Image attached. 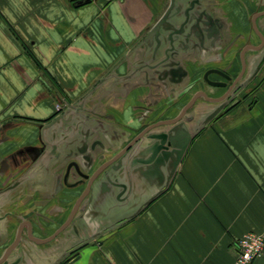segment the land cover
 <instances>
[{"label": "crops", "instance_id": "obj_1", "mask_svg": "<svg viewBox=\"0 0 264 264\" xmlns=\"http://www.w3.org/2000/svg\"><path fill=\"white\" fill-rule=\"evenodd\" d=\"M191 1L174 0L172 12ZM71 2L0 0V244L14 239L21 222L35 223L43 213L41 202L54 189L56 172L46 169L53 158L35 161L17 154L38 146L41 128L50 147L72 140L73 149L86 144L83 155L90 159L92 175L144 128L177 118L194 94L188 78L177 83L164 75L166 45L154 56L156 41L148 38L171 0H89L79 7ZM199 3L222 23L223 37L212 56L192 49L178 53L180 67L192 79L224 61L234 64L239 45L228 55L226 45L239 32L257 46L248 18L264 14V0ZM258 29L264 37V17ZM244 85L241 101L233 100L215 119L206 118L220 105L200 101L177 123L191 140L170 177L162 168L161 177L145 185L136 175L133 193L126 197L130 166L124 161L125 168L115 171L121 170L118 185L126 186L124 194L118 201L109 195L103 199L99 185L93 188L85 234L51 246L24 242L7 263L19 258L18 264H233L236 242L244 234L264 235V48L249 52ZM62 99L80 108L70 123L80 132L71 135L63 125H48ZM77 159L82 157L70 158ZM163 178L164 184L158 183ZM10 212L18 217H5ZM69 254L75 256L64 263ZM253 264H264V254Z\"/></svg>", "mask_w": 264, "mask_h": 264}, {"label": "flooded vegetation", "instance_id": "obj_2", "mask_svg": "<svg viewBox=\"0 0 264 264\" xmlns=\"http://www.w3.org/2000/svg\"><path fill=\"white\" fill-rule=\"evenodd\" d=\"M191 2H196L194 4L195 5L194 11L190 12V14L199 21L197 23V28L195 27L192 28L191 30L185 29L184 32L185 38L182 39V36H179V39L181 41L178 42H180V45L179 47H176L175 45V49L173 52L169 51L168 42L165 44L166 48L164 49L163 52L164 58L161 63L166 65V69L168 71H166L164 75H166L167 78L169 77L170 81H175L177 83H182V81L185 78H188L187 79L188 89L189 88L191 89L196 85L200 86L201 89L198 87L199 89H197L194 92L189 102L196 94L199 93L205 94L210 99H214V100L222 99L218 103H211V102H206L203 98L200 97L195 101L192 108L198 102L203 100V102L206 104H217L223 106L222 108L223 111V109H226L227 106L231 104L233 100H235V98L241 97L240 96L241 92H243V90H245L246 88L245 85L243 86V80L247 70V56L250 52L247 48L259 47L260 45H262V40L260 38L261 37L264 38V37L261 31L258 29V22L262 17H264V14L262 12H256L251 16L250 19L248 18V25L250 24V27L252 28V33L259 40L257 46H250L247 43L246 33L239 32L237 38L236 37L232 38V40H230L229 43L226 45V52H225L227 55L231 54L234 44L236 43L239 45L238 47L235 48L236 51L235 63L233 64L231 61H224V65L222 64L217 67L215 66V67L205 68L203 69L200 77L192 79L193 77L192 74H190L189 70L187 68L183 69L184 67L181 68L182 66L178 63L177 60L178 53L184 52L188 49L190 50L192 49L196 52H200V53L202 52L205 55L212 56L211 52L213 51V49L216 47L217 44L222 42L223 25L219 20L214 18L213 15H211L201 7L199 0H192ZM166 14L167 11L163 14L162 17H164ZM171 19L172 18H168L167 23L164 24V29L170 26ZM183 21H184V16L182 15L180 24H177L176 26L177 30L179 29V26H181ZM166 34H168V32ZM164 42L165 41L163 39H159V43L157 41L155 42V47L153 48L154 56L157 55L159 49H161L162 43L164 44ZM263 48H264V44L262 47H260L259 51L263 50ZM226 54L223 55L227 56ZM172 63H174L175 65L173 66ZM235 67L236 70H238L237 72L234 71ZM175 70L176 71L179 70L184 75L180 77L172 75L171 72ZM209 71H217L220 72L221 74L211 73L208 75L207 77L208 81H207L204 79V75ZM189 77H190V82H189ZM208 82L222 83L225 84V87L214 88L210 86ZM212 90L214 92H218L216 94L219 95L209 94L208 91L210 92ZM238 101H241V99H238ZM79 111L80 108L73 107L71 106L70 103L66 102L64 107H62L59 111L55 112V116L53 117L52 120L48 122L49 123L48 125H56V124L63 125V128L66 127L64 131L68 133L71 132V135L73 132L76 131L80 132L78 126H70L73 115L78 113ZM217 116L218 114L216 115V117ZM153 126H155V124H152L148 128H144L140 132V134ZM160 127H166V126H160ZM155 129L157 128H154L153 130H150L146 133V136L143 139V141L146 140L145 143L139 142L127 150L129 145L132 143L131 141L123 150H121V152L116 154L111 159L114 160L112 164H110L107 168H105L102 171V173L99 175L100 178L98 179V183L96 185L91 186L89 191H87L88 182L90 178L94 176V174H96L106 163L104 165H101L99 169L95 171L92 175H89L88 169H90L89 167L91 166L90 159H88L87 155H83L84 149L86 148V144L81 142L78 148L77 146H75L73 149L70 148V146L72 147L73 145V140L69 144L67 143L68 145L64 144V142L63 143L61 142L59 144H62L61 147L62 151H59V144H54L50 147L43 140L42 128H41V135L37 140L38 146L25 148L23 150H20L17 154L25 155L26 153V155H29L30 157L35 156L36 157L35 161H37L38 159L47 161L48 159L53 158L52 165L49 168L47 167L46 169L48 171L56 172L54 176V184H55L54 189L51 192V196L45 198L41 202L43 213L37 214L35 223L32 224L31 222L28 221L21 222L20 225H16L15 227L16 229L14 230L15 232L14 239L9 243L5 242L3 244H0V250L2 251L1 257L13 245L17 237H19V242L17 246L13 248L10 254H12L14 251L19 250L24 242H28L30 244L36 245L37 247L51 246L67 236L70 235L78 236L79 234L81 235L85 234L84 232L85 229L84 222L86 218L85 213L87 212L88 206L92 200L91 194L93 192V188L99 185L98 187L100 189L102 198L106 197V195H109L112 196L117 201L120 200L121 196L124 194V191L126 190L125 185H124L125 186L124 190L120 188L121 191L120 190L119 192L114 191L116 184H118V179L121 171L120 169L125 168L123 163L124 161H126V165L130 166V168L126 166V168L128 167L127 169L129 170V175L126 176L125 179L127 187L129 188L128 189L129 194H127L126 197L128 195L131 196V194L133 193L132 188L134 185L133 184L134 183L133 180L135 179L134 177L138 175L140 170L142 169L144 170V168L146 169L145 165L138 164L137 161L142 160V158L147 159L149 157V154L148 155L145 154L144 151H146V149L151 147L153 141L149 140L147 137L152 135L150 133H152ZM63 140L64 141L67 140L66 136H63ZM46 148H48L49 150L46 151ZM142 149L143 151L139 155L138 152ZM75 155L76 157L79 158L82 157V159L70 160V158ZM66 159H68V161L65 163V165H62V162ZM111 160L109 162H111ZM131 167L134 168L131 169ZM117 168L120 169L118 170L117 173H115ZM142 179L145 181V185L147 183L150 184V181L152 180L151 177L148 178L146 177ZM164 182H165V178L158 180V183L164 184ZM76 190H79L76 197H71V195ZM103 199H101V201H103ZM150 200L151 198H149L146 201V203ZM5 217H12L16 219L18 216L16 215L15 212H10V213H6ZM80 223L81 225H78ZM7 229H9V227ZM7 229L6 231L8 232ZM35 233H39V237L35 236ZM48 239H51V241L44 244H36L35 242V240L44 241ZM79 247L80 246H78L77 248ZM74 250L75 248H72L71 251ZM19 261L20 260L18 259L17 264L19 263Z\"/></svg>", "mask_w": 264, "mask_h": 264}, {"label": "water", "instance_id": "obj_3", "mask_svg": "<svg viewBox=\"0 0 264 264\" xmlns=\"http://www.w3.org/2000/svg\"><path fill=\"white\" fill-rule=\"evenodd\" d=\"M195 3L196 2H191L188 4V6L185 9L183 10L176 9L175 11L172 12L173 7H174V0H171V4H170L169 9L167 10V14L164 17H162L161 20L156 24L154 30L150 32V34L148 35L149 36L148 38H155V40L158 43H159V39H163L165 41L164 44L168 42L169 51L173 52L175 49V45L176 47H179L180 45V42H178V41H181L179 39V36H182V39L185 38V35H184L185 29L191 30L192 28H195V27L197 28V23L199 21L194 16H191L190 14V12L194 11ZM182 15L184 16V21L182 22L181 26H179V29L177 30L175 22L176 20L178 21L181 18L180 16ZM168 18H172L171 21L174 20L173 21L174 23L170 24L168 28L164 29V24L167 23ZM167 32L168 34H166ZM163 33L167 35L165 36V38L162 37ZM260 39L262 40V45H260L259 47H249L247 49L252 52L259 51L260 47H262L264 44V39L262 37ZM172 65L174 66L175 64L172 63ZM171 73L172 75H175L178 77L184 75L179 70L172 71ZM211 73L221 74L220 72H217V71H209L204 75V79L207 80L208 75ZM208 83L210 86L214 88H224L225 87V84H222V83H210V82ZM200 97L203 98L206 102H211V103H218L222 100V99H217V100L210 99L205 94H202V93L196 94L192 98V100L183 108V110L181 111V113L179 114L177 118L171 121L159 123L149 128L148 130L139 134V136L132 141V143L129 145L127 150L131 148L132 146L136 145L137 143L141 142L146 136V133L148 131L153 130L154 128H158L160 126L176 125L168 132L152 134L149 137H147L149 140L153 141V143L150 148L144 151L145 154L147 155L149 154V157L147 159L142 158V160L137 161L138 164L146 166V169L144 168V170L142 169L138 173L139 177H142V178L151 177L152 179L159 177V176L161 177L160 170L162 168L169 169V172H168L169 177L172 175L173 171L177 168L178 164L180 163V160L191 140L190 134L186 133L179 124L177 125V123L184 117L186 112L192 108L195 101ZM222 108L223 106H220L214 112H211L207 116L206 119L207 120L213 119L218 114V112L221 111ZM142 151L143 149L140 150L138 154L140 155ZM113 161L114 160H111V162H108L107 164H105L96 174H94V176L90 178L88 182L87 191H89L91 186L95 185L98 182V179L100 178L99 175L102 173V171L105 168H107L110 164H112ZM116 187L124 190L125 186L116 184ZM49 241H51V239L44 240V241L35 240L36 244H44V243H48ZM18 242H19V237L16 238L13 245L1 257L0 264H7L8 257L11 251L13 250V248L17 246ZM12 264H16V262Z\"/></svg>", "mask_w": 264, "mask_h": 264}, {"label": "built area", "instance_id": "obj_4", "mask_svg": "<svg viewBox=\"0 0 264 264\" xmlns=\"http://www.w3.org/2000/svg\"><path fill=\"white\" fill-rule=\"evenodd\" d=\"M65 104V99H62L55 105V111H59ZM235 246L237 254L233 264H253L264 254V235L246 233L236 242Z\"/></svg>", "mask_w": 264, "mask_h": 264}, {"label": "rangeland", "instance_id": "obj_5", "mask_svg": "<svg viewBox=\"0 0 264 264\" xmlns=\"http://www.w3.org/2000/svg\"><path fill=\"white\" fill-rule=\"evenodd\" d=\"M72 2H73V4H74V7H79V6H82V5H84L85 3H88L89 2V0H72ZM71 2V3H72ZM237 63V62H236ZM197 89L196 88H191L190 89V91H189V93H191V94H193L194 93V91H196ZM219 95V94H218ZM241 97H242V92H241V95H240ZM241 97H239V98H235V100L237 101L238 99H241ZM201 102H203V100L201 101ZM201 102H200V104H201ZM199 103V102H198ZM57 104V103H56ZM56 104H54V110H55V105ZM200 104L198 105L199 107H200ZM195 108V107H194ZM190 110H192V108L190 109ZM190 112H193V111H190ZM197 113V110H195L194 112H193V114H196ZM77 249H79V248H77ZM77 249H75L74 250V253H75V251H77ZM2 252V251H1ZM1 252H0V256H1ZM75 256V254H69L68 256H67V258L65 259V262L64 263H66L67 261L69 262V260L72 258V257H74ZM18 259L19 258H17V259H15L12 263H15L16 262V264H17V261H18ZM11 263V264H12Z\"/></svg>", "mask_w": 264, "mask_h": 264}, {"label": "trees", "instance_id": "obj_6", "mask_svg": "<svg viewBox=\"0 0 264 264\" xmlns=\"http://www.w3.org/2000/svg\"><path fill=\"white\" fill-rule=\"evenodd\" d=\"M237 103H239V102H237Z\"/></svg>", "mask_w": 264, "mask_h": 264}]
</instances>
